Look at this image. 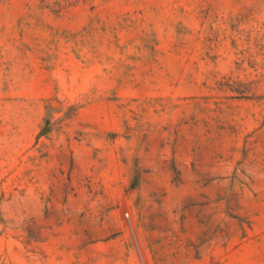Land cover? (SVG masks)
Returning a JSON list of instances; mask_svg holds the SVG:
<instances>
[{
	"label": "rangeland",
	"instance_id": "rangeland-1",
	"mask_svg": "<svg viewBox=\"0 0 264 264\" xmlns=\"http://www.w3.org/2000/svg\"><path fill=\"white\" fill-rule=\"evenodd\" d=\"M0 264H264V0H0Z\"/></svg>",
	"mask_w": 264,
	"mask_h": 264
}]
</instances>
